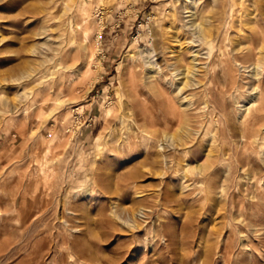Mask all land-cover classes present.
Returning a JSON list of instances; mask_svg holds the SVG:
<instances>
[{
  "label": "rangeland",
  "instance_id": "obj_1",
  "mask_svg": "<svg viewBox=\"0 0 264 264\" xmlns=\"http://www.w3.org/2000/svg\"><path fill=\"white\" fill-rule=\"evenodd\" d=\"M259 90L264 0H0V264H264Z\"/></svg>",
  "mask_w": 264,
  "mask_h": 264
},
{
  "label": "bare ground",
  "instance_id": "obj_2",
  "mask_svg": "<svg viewBox=\"0 0 264 264\" xmlns=\"http://www.w3.org/2000/svg\"><path fill=\"white\" fill-rule=\"evenodd\" d=\"M94 20H96V21H98V19H97V17L96 18H93ZM83 22H84V24H87L88 22H91V20H89V18L87 17V16H83ZM97 23V22H96ZM75 28V27H74ZM73 28V32H74V29ZM77 28H78V30L79 31H81V33L83 34V37H84V41H85V43L86 44H88V45H90L91 44V42H92V40H91V35H92V33H93V30H92V32L90 31V27H85V28H83V26L80 24V23H78L77 24V27H76V30H77ZM72 30V29H71ZM75 30V31H76ZM77 30V31H78ZM69 31V30H68ZM95 31V30H94ZM69 32H71V31H69ZM73 32H71V33H73ZM74 33H76V32H74ZM74 35V34H73ZM245 50V49H244ZM247 50H249V49H247ZM238 52H241V54H243L244 52H243V50H239ZM254 55V50L252 49V50H250L249 51V53H248V55H247V57H252ZM226 55H224V57H225ZM184 58V57H183ZM226 58H229V57H226ZM230 59H232L233 61H231V60H229V61H231L232 63H234L235 64V66H238V60L237 59H233V58H230ZM196 60V59H195ZM195 60H193L194 62L193 63H195ZM228 63H230V62H228ZM231 63V64H232ZM226 64V63H225ZM208 65V64H207ZM206 65V66H207ZM211 65V64H210ZM233 65V64H232ZM199 65H195V64H193V69L192 70H190L186 75H185V78H184V81L181 83V88H179L178 90H179V92H178V94H181V93H183L184 91H186L190 86H194V82H195V77L197 76V74H198V72H199V69L197 68ZM197 68V69H196ZM209 68V67H208ZM201 70H202V68H201ZM208 71V70H207ZM155 74V76L156 75H159L157 72H155L154 73ZM153 74V75H154ZM210 74V73H209ZM205 75H207L206 73H205ZM154 76V77H155ZM154 77H152V78H154ZM226 77H228V76H226ZM156 78V77H155ZM159 78H161V77H159ZM198 78V77H197ZM214 79V78H213ZM161 80V79H160ZM163 80V79H162ZM227 80H228V78H227ZM157 81V80H156ZM208 81H209V79H208ZM230 81V80H229ZM164 82V81H163ZM162 82V83H163ZM210 84V83H209ZM220 84V83H219ZM218 84V85H219ZM206 86V85H205ZM216 86V85H215ZM234 86H235V83H233V82H228L227 84H226V89H227V91L226 92H229V91H231L233 88H234ZM218 88L219 89H221L219 86H218ZM225 88V87H224ZM209 93V92H208ZM259 94L257 95V96H259L258 97V99H257V101L258 102H264V90H259V92H258ZM183 94H185V93H183ZM256 98V97H255ZM186 99V98H185ZM252 107H254V109H255V106H252ZM250 109V108H249ZM248 111V110H247ZM247 111H246V113H247ZM264 114V105H263V107H260V108H257L256 110H252V112H250V113H247V114H244L245 115V117L243 118V120H242V122H241V127H242V130H243V135H242V137H243V139H245L246 141H248V142H253V143H255V142H257L258 141V138H259V136H260V132L259 131H257V129H258V127L260 126V124H261V122H262V120H261V117H262V115ZM145 117V116H144ZM143 117V118H144ZM144 120V119H143ZM182 120H185L186 122H189V121H191V119H190V117H188V116H184L183 114H181V113H179V112H175V113H172L171 114V117L169 118V123H168V125H167V127L168 128H170V127H175L178 123L180 124V122L182 121ZM146 121H148L147 119H146ZM153 122V121H152ZM144 123V122H143ZM147 123V122H146ZM154 123V122H153ZM152 123V124H153ZM142 127V126H141ZM189 139H190V137H189ZM261 139V138H260ZM177 140V139H176ZM54 141V140H53ZM43 143V142H42ZM60 143V142H59ZM184 144V143H183ZM41 147H42V145H40ZM45 151H47V152H50V151H48V150H46L45 149ZM44 172V171H43Z\"/></svg>",
  "mask_w": 264,
  "mask_h": 264
}]
</instances>
